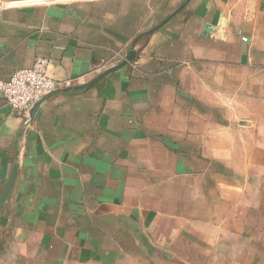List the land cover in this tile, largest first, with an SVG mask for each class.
<instances>
[{"label": "crops", "instance_id": "0c3cea01", "mask_svg": "<svg viewBox=\"0 0 264 264\" xmlns=\"http://www.w3.org/2000/svg\"><path fill=\"white\" fill-rule=\"evenodd\" d=\"M12 1L0 0V81L46 57L59 88L34 118L0 92V201L19 165L0 264H186L173 255L202 252L210 218H252L244 200L229 211L241 189L221 190L219 166L188 153L264 154V0Z\"/></svg>", "mask_w": 264, "mask_h": 264}, {"label": "rangeland", "instance_id": "374dc122", "mask_svg": "<svg viewBox=\"0 0 264 264\" xmlns=\"http://www.w3.org/2000/svg\"><path fill=\"white\" fill-rule=\"evenodd\" d=\"M16 1L19 0H13L12 2ZM27 4L29 5L30 2ZM35 4L37 5L40 3ZM43 4L53 5L55 3L44 2ZM56 4H63V2H57ZM11 5L14 6V4ZM252 118L255 119L254 116H252ZM235 129L236 133H239L244 128L236 127ZM204 141H206V139ZM244 145L245 144L240 142H237L235 145L232 143V153L230 157L220 153V155L225 156L220 160L210 158L212 155V148H210L211 144L209 142L193 144V147H191V149L189 148L188 154L192 155L194 158L197 156V162L199 163L200 160L204 169L209 171L210 167L217 168V166H219L220 174H217L219 180L216 181H219L222 184L221 190H229L230 188H233L231 185L241 189L240 194L238 196L235 195L234 201L228 203L227 207H229V211H232L233 205L234 210H236L235 208L237 207L238 201L243 202L244 200L246 203L251 204L253 212L252 218H210V222L208 221V223H205L203 226L204 239L202 240L203 244H201L203 251H198L197 254L195 253L185 256L183 253H176V255H173L176 261L180 263L186 261V264H264V207L261 206V204H264V154L260 153L259 150L254 149L257 145L261 146L259 143L252 148L253 150L249 148L250 158H236L234 152L236 151L241 156L245 149ZM225 149L227 150V146H225ZM194 161L195 160H193V162ZM190 165L195 167V164L193 165L192 161H190ZM227 168L231 173L224 172ZM243 171L246 173H240ZM192 181L195 183V177L192 178ZM221 206L224 207L223 204H221ZM220 213H224V210L221 209ZM3 235L4 232L2 231L0 236ZM154 242V240L153 242L149 241V244L162 246L161 240L157 243ZM170 245L175 248L178 247L179 243L173 241V244ZM8 257L10 259L15 258L16 264H23L20 261L21 259L19 260L20 256L17 253L13 254L12 257ZM150 257L152 258L153 256ZM125 260L129 261V259ZM152 260H154V257L151 261ZM155 262L162 264L163 260L156 257Z\"/></svg>", "mask_w": 264, "mask_h": 264}, {"label": "built area", "instance_id": "2783aa9c", "mask_svg": "<svg viewBox=\"0 0 264 264\" xmlns=\"http://www.w3.org/2000/svg\"><path fill=\"white\" fill-rule=\"evenodd\" d=\"M49 64L48 58L37 57L31 66L19 68L0 81V92L13 111L28 117L36 103L59 88V82L49 75Z\"/></svg>", "mask_w": 264, "mask_h": 264}, {"label": "water", "instance_id": "95a60500", "mask_svg": "<svg viewBox=\"0 0 264 264\" xmlns=\"http://www.w3.org/2000/svg\"><path fill=\"white\" fill-rule=\"evenodd\" d=\"M210 29L211 28H210L209 24H206V26H205V32H204V35L205 36L208 35V33L210 32ZM135 56H136V51H135V48L133 46L130 49V51L127 54V56L121 62H119L117 65L109 68L108 70L104 71L95 80H93L90 84H92L93 82L97 81L98 79H100V78L108 75L112 71H115V70H117L119 68H122V67L126 66L127 64H129L135 58ZM40 104H41V101L38 102V103H36L33 106V108L30 110L31 118H34L35 112L37 111V108L40 106ZM18 167H19L18 163H15L14 168H13V172H12V175H11L10 180H9V183H8V185H7V187H6L5 191H4L3 197H2V199L0 201V212H1V209L3 207L4 199L8 195L9 189H10V187H11V185H12V183H13L15 177H16V174H17V171H18Z\"/></svg>", "mask_w": 264, "mask_h": 264}]
</instances>
